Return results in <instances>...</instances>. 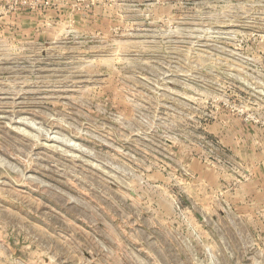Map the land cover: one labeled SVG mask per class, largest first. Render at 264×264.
I'll list each match as a JSON object with an SVG mask.
<instances>
[{
    "label": "rangeland",
    "instance_id": "obj_1",
    "mask_svg": "<svg viewBox=\"0 0 264 264\" xmlns=\"http://www.w3.org/2000/svg\"><path fill=\"white\" fill-rule=\"evenodd\" d=\"M0 264H264V0H0Z\"/></svg>",
    "mask_w": 264,
    "mask_h": 264
}]
</instances>
